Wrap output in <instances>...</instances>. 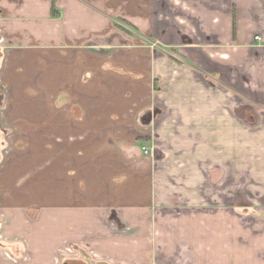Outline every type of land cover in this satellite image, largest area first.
<instances>
[{
  "label": "crops",
  "instance_id": "1",
  "mask_svg": "<svg viewBox=\"0 0 264 264\" xmlns=\"http://www.w3.org/2000/svg\"><path fill=\"white\" fill-rule=\"evenodd\" d=\"M146 2L152 10L158 7L163 11L171 12L181 7L169 3L168 0H146ZM198 2L200 4L197 6L198 9L195 6L192 7L190 1H186V4L188 3L189 8L192 9L193 17L196 16V25L202 27V33L197 30L194 33L181 31L179 27L176 26L177 29L173 25L169 27L171 23L165 22L164 25L167 27L162 28L160 33L156 31L155 36L160 39L165 38L167 41L171 40L173 43L181 41L192 43L200 34L205 37V41L214 43L218 39V43L225 45L219 49L221 57L228 63L225 71L239 75L241 80L240 86L237 87L234 84L236 90H232L235 92L240 90L248 101L247 105H240L241 113L237 108L235 115L230 112L226 105L227 93H224L223 100L217 101V92L216 96H211L205 89L201 92L200 84L195 82L191 73L192 69L184 67L185 69L179 75L170 78L168 70L163 69L160 63L150 66L153 77L150 83L145 80L143 83V79L141 80L143 77H140L138 82L130 83L132 80H138L135 78L138 76L137 73L129 74V83H125L126 79L120 77L125 81H122L118 95L115 94L117 88L112 91L100 86V77L91 76L88 68L85 69L84 65L79 66L82 75L77 77L78 89L75 92L74 88L72 90L70 88L71 79L75 75L71 74L72 63L67 60L72 53L66 48H70L73 42L88 40L90 34L105 27V24L101 23V25L97 22V29L95 26L93 28L95 30L89 32L88 11L93 9L89 8L88 2L54 0L57 15L53 16L50 11L52 0H0V80L2 81V87L0 86V162H2L0 210H3L2 214L5 217L8 215L10 226L7 227V231L10 234H18L15 239H7L14 242L7 246L14 255L9 251V253L4 252L10 260L0 257V264L43 263L41 257L40 260H36V245L41 252H45L47 248L43 240L41 243L36 241V200H47L50 238L54 232L61 231L62 227H65L67 233L94 232V226L89 225L88 222H91L94 217H106L107 209H109V218L113 220L116 233H125L120 231L118 225L123 219L134 227L140 225L148 229L145 223L149 217L148 206L153 203L157 210L156 218L161 221L160 227H157L160 231L157 240L161 241L162 250H167V253L180 246L183 251L178 259H173L172 264H264V128L252 131L248 124H243L244 122L253 124L258 114L257 110L261 105L264 106V99L257 100L258 92L261 91L264 96V0H198ZM133 9L140 11L136 6ZM202 10L208 11V14L201 15ZM166 17L164 16V19H167ZM155 18L158 16L156 15ZM128 19L132 22L131 25L134 24L133 26L142 30L143 27L147 30L148 25L154 28L156 24L153 15L147 11L137 12L128 16ZM174 30H177L175 35L170 32ZM171 33L174 38L169 37ZM255 35L259 38H254ZM45 48L52 51V61L41 68L36 81V65H31L32 61L27 59L30 58L29 53L34 52L32 57L36 58V49L41 51ZM95 54L105 74L109 70L107 69L108 61H104L100 53ZM185 56L189 60L192 59L189 53ZM119 68L111 67L110 69L117 72ZM219 72L223 71L219 70ZM222 80L225 81V78L222 77ZM156 81H159V84H156ZM155 84L161 89L159 92L161 104L157 109L155 106L148 107V101H146V99L153 100L152 85ZM89 90H95L97 96L93 95L94 102H85L84 105L82 93ZM74 92L78 95L77 97ZM222 101L228 112L218 114L217 110L221 109L219 107ZM114 103L122 107L128 106L120 113L137 112L134 116L139 123L152 127L148 133H162L163 136L177 133L172 138H168L170 148L166 154L163 153L164 157L172 154L169 156V161L164 160L162 165L157 164L163 160L152 161L154 164L148 163L151 158L148 161L145 159L146 162L143 161L140 156L141 144L136 143L135 139L133 141L132 138L136 137L126 135L127 118H123L119 113L116 120L117 136L99 133L98 128L105 129L104 121L95 124L91 119L93 122L91 131H84L85 128L82 130L83 133H78L68 124L71 120L67 114L61 116L66 121L63 124L55 119L59 115L57 109L64 106L71 108L70 113L76 111H73L75 107H80L81 112L83 107L95 106L98 112L101 107H106L107 112L104 113H107L109 117L107 119H110L114 116L113 113L111 114ZM52 105L55 109L51 108ZM36 106L51 108L47 113L53 118L49 119L48 116V121L52 129L58 132L48 133V140L42 143L44 148L41 145L38 151L36 150ZM129 106L133 108L129 109ZM151 110L153 113L150 112ZM165 110L169 114H174L159 119ZM70 113L69 115L72 116ZM179 113L180 118L176 116ZM261 113L264 115V112L261 111ZM131 115L130 113L128 118H134ZM79 119L82 120L79 117L77 121ZM143 119H147L148 122L144 123ZM205 122L208 123L205 124ZM30 123H33L34 130H28L31 127ZM107 131L112 132L110 129ZM132 132H136L135 127ZM178 135H181L183 140L177 141L180 137ZM252 138L254 141H251L252 145H250ZM176 142L177 144H173ZM10 143L12 151H10ZM180 157L185 160L184 165H181ZM44 164H47L46 168ZM178 166L189 169L187 179L179 190L174 183H171L170 177L173 175L174 167L179 169ZM208 166L210 169L213 167H222L225 170L234 168V176L245 177L248 186L253 187L252 189L260 195L259 207L246 211L244 208L239 210V207L234 205L219 206L216 193H209L205 199L204 193L202 194L198 189H201L204 183L201 181L202 169ZM37 167L48 172L46 194H36V179L37 182H41L46 178L45 171L36 176ZM161 167L164 169L161 170ZM147 168L151 169L150 172L155 169L151 176L147 175ZM142 171L146 172L145 182L148 185L145 191L149 190L143 200L140 198L139 190L134 187L137 181L134 173ZM71 175L78 177L77 183L71 181ZM248 179H251L252 183L248 182ZM87 182L99 184L102 190L92 195L84 193ZM127 182L133 186L131 194H128L124 188ZM140 182L141 185L145 184ZM69 183L73 185V188H69ZM81 194L85 196H81L82 204L77 206L76 195ZM211 200L215 201L214 204L208 203ZM107 201L109 204L106 203ZM165 205L172 206L173 212H162L160 209ZM233 214L255 217L258 222L263 221V223L252 226L250 229L247 226L233 227ZM175 218H178L177 222L172 221ZM164 219H167L166 223ZM95 231L100 232V229ZM169 233L179 235L182 233L187 236L185 239L177 238L176 245V242L168 241L172 240ZM37 234L40 232L37 231ZM21 241L29 244L32 252L29 260L23 261L20 258L25 253V245ZM106 245L109 246V250L118 251L119 254H121L120 251L128 248L124 235L119 236L117 242ZM250 245L253 248H249ZM18 246L20 250L17 251ZM77 249L81 251L79 247ZM68 250L72 251L70 248ZM249 250L260 251L258 252L260 257L250 254ZM81 254V258L84 256L87 258L84 260L89 261L85 251L82 250ZM199 254L205 257H203L204 261L200 260ZM95 263L109 264L102 260Z\"/></svg>",
  "mask_w": 264,
  "mask_h": 264
},
{
  "label": "rangeland",
  "instance_id": "2",
  "mask_svg": "<svg viewBox=\"0 0 264 264\" xmlns=\"http://www.w3.org/2000/svg\"><path fill=\"white\" fill-rule=\"evenodd\" d=\"M85 1L88 2L89 8L91 7L93 9V10L89 9L91 12L88 11L89 12L88 17L90 18L89 19L90 22L88 25V28L90 30L89 32L91 33L92 31L97 29L98 27L96 25L97 22L100 24L101 23L105 24V27L100 28V30L96 31L94 34H90L88 40L73 42L70 44L69 46L70 48H66V50L72 53L71 55H69V58L67 60L71 61V63L73 64V65L71 64L72 67L71 74L75 75L71 79V84H70L71 90L74 88L76 92L77 91L76 89H78L77 77H79L80 74L82 75L81 73L82 71L79 66L84 65L85 69L88 68L90 70V72L88 71V73L91 76L96 75L100 77L99 79L100 86L108 88L109 90L112 89V91H114L115 88H117L115 92V94H117L120 88L122 87V81H125L120 77H124L126 79L125 83H129L128 82V79H130L129 74L137 73L138 76H136L135 78H138V80L136 81L132 80L130 83H135L140 81V77H143L141 78V80L143 79V83L144 80L147 81V83H150L153 78L152 71L150 70V66L152 64L154 65V63H160L162 64L161 66L163 67V69L168 70L170 74V78L179 75L182 72V70L185 69L184 67H188L192 69L191 73H193V78L195 82H198L200 84L201 92L205 89V91L209 92L211 96L213 95L216 96L217 95L216 92H217L218 93L217 101L223 100L225 95L224 93H227L228 96L226 99L227 102L229 101L230 103L228 104L226 102V105L229 108L230 112H232L234 115L235 113H237L235 112L236 108L240 112V105H247L246 103L248 101L246 96H244L240 92V90H238V92H235L236 87L234 84H236L237 87H239L241 84L239 75H236L233 72L228 73L227 71H225L228 63L226 62L225 58L221 57V53L219 52V49L225 45L222 46L221 43H218L217 42L218 39H216L214 43L210 42L209 40L205 41V37L199 34L196 40L192 43H185L183 41L179 43H175V42L173 43L171 40L167 41L165 40V38L160 39L157 36H155L156 31L160 33L162 28L167 27V25H164L165 22L171 23V25H168L169 27L172 25L174 26L175 29L179 27L181 31H190L191 33H194V31L197 30V32L200 31V33H202L203 31L202 27L196 25V19H197L196 16L193 17V11H191L192 9L189 8L188 3L186 4V1H190L192 7L193 6L197 7L198 5H200L198 0H168L169 3H172L176 6L178 5L181 6L180 9L171 10V12L163 11L158 7L153 8V10L149 9V5L147 4L146 0H97V3H95V0H85ZM134 6L138 7L140 11L134 10L133 9ZM145 11L153 15L154 22L156 23L154 25V28L151 25H148L147 30H144L145 27H143L142 30L137 26H133L134 24L132 25L133 26L132 27L131 26L132 22L129 21L128 16L137 14V12L143 13ZM201 12H202L201 15H203L204 13L208 14V11L202 10ZM156 15L158 16V18H155ZM164 16H167L166 17L167 19H164ZM94 27L95 29H93ZM188 28H190V30H188ZM176 31L177 30L170 32H173L174 33L173 35H175ZM169 37L174 38V36H172V33ZM46 47H48V45ZM81 53L83 54L81 55ZM95 53H100L103 56L102 59L104 61L106 60L108 61L107 69L109 70L105 74L104 71L100 68ZM186 53H189L192 56L191 60L186 58L185 56ZM33 54L34 52L29 53L30 58H28L27 60L32 61L30 62L31 65H36V81H37L41 68L46 67L52 61L53 53L49 48H45V50H41V51H38V49H36V58L32 57ZM104 56L106 58H104ZM35 60L36 62H34ZM111 67L114 68L120 67V68L119 71L114 72L112 69H110ZM206 69H211V70L209 71ZM219 70L223 72H219ZM221 73H223L222 76ZM222 77L225 78V81L222 80ZM158 82L156 81V84H159ZM0 83H1L0 86L2 87L1 80ZM156 84L154 86L152 85V90L154 92L152 95L153 100L146 99V101H148V107L155 106L156 107L155 109H157V107L160 108L159 104H161V96H159V92L161 89ZM254 87H256V85H254ZM232 89L235 90L233 91ZM75 92L74 95L77 97L78 95L75 94ZM2 93L4 94V91ZM95 93H96L95 90L92 91L89 90L88 92L82 93V97H84L85 100L83 102L84 105L85 102L88 103L94 102L93 95L97 96V94ZM1 96L3 95L1 94ZM80 96L81 95H79V97ZM148 97H150V94H148ZM259 98L264 99V96L261 94V91L257 93V100ZM222 104L219 107L221 109L217 110L218 114L219 112L221 113L228 112L227 110H225V103L223 102ZM261 106L260 109L257 110L258 114H256V120L253 124L247 122L243 123L244 125L248 124L249 129H251L252 131H258L261 128H264V115L261 113V111L264 112V106L263 105ZM51 108L55 109L53 105ZM51 108L49 106H41V107L36 106V118H37L36 119V150L41 147L43 141L48 140L47 138L48 133H58L57 131L52 129V125H50L48 121V116L49 119L53 118L51 117V115H48L47 113ZM112 108L113 109L111 110V114L113 113L114 116H111L110 119H107L109 118L108 114L104 113L107 112L106 107H101L99 112L96 111L95 106L83 107L82 108L83 112L80 111V107L78 108L75 107L73 111L75 110L76 111L70 113L71 108L68 106H64L61 109L60 108L57 109L59 111V115H57L55 119L60 120L61 121L60 124H63L66 121H64V118H61V116L67 114L69 116V119L71 120V121L67 120L68 124L71 125L74 128V130H76V132L78 133H83L82 130H84L85 128L86 129L84 131L86 130L91 131V129L93 128V127L91 128L93 122L95 124L96 123L99 124L100 121L101 122L104 121L103 126H105V129L103 127L100 129L98 128L99 133H110L111 135L114 134L117 136L116 128L118 126V123L116 120L118 119L119 114H121L123 118L125 117L127 118V121L125 122L127 126L125 128L127 132L126 133L127 136L132 135L133 137H137L138 135H140V136L150 137V142L141 144V147H146L149 150L150 155L149 158L146 160L148 161L150 158L151 159L148 161V163L154 164L152 161L163 160L160 162V164H157V165H162L164 164V160L169 161V156L172 154H170L169 156L165 155L164 157L163 153L166 154V152H168L170 148L168 144V138L169 139L172 138L175 134L177 135V133H169L168 135L165 134V136H163L162 133H148V130L150 128L152 129V127L150 126L148 127V125L144 126L142 125V123H139V120L135 118L137 112L127 111L125 113H120L124 109L126 110L128 106L122 107L119 106L117 103H114L112 105ZM130 108L133 107L129 106V109ZM142 108L144 107H140L139 109ZM152 110L150 111L151 113H153ZM69 113L72 114V116H70ZM130 113L132 114L131 115L132 117L135 114L134 118L131 117L128 118V115ZM173 114L174 113L169 114L167 110H165L164 112H162V115L159 116V119H162V117L165 118L170 117ZM176 116H178L179 118L181 117L180 113L179 115ZM77 117L78 118L81 117L82 120L79 119V121H77L78 120ZM91 119L93 120V122ZM143 120L144 123L147 121V119H143ZM207 123L208 122H205V124ZM32 124L33 123H30L31 127L28 128V130H34ZM134 127L136 132H132L134 131ZM107 129H110L112 132L110 131L108 132ZM141 131H143L144 133H140ZM39 133H41V135ZM178 136L180 137H178L177 141L183 140L181 139L182 137L181 135ZM14 139L15 138L13 137L12 138L13 142ZM132 139L134 141L135 138ZM251 141H254V139L252 138L250 140V145H252ZM173 144H177V142ZM9 147H11L10 151H12L11 143ZM42 148H44L43 145ZM140 156L142 157L141 159L145 161L142 152L140 153ZM174 156L176 157V155ZM174 156L173 158L176 162V158ZM179 160L182 161L181 165L185 164L184 159L180 157ZM0 161H1V155H0ZM1 165L2 162H0V170L2 167ZM165 165L167 164L165 163ZM44 167L46 168L47 164L46 165L44 164ZM162 169L164 168L161 167V170ZM128 170L130 171V169ZM150 170L151 169L147 168L146 172L148 176H151V173L155 171V169L152 172H150ZM188 170L189 169L185 168V166H180L179 169H176V167H174L172 171L173 175L172 176L170 175L172 179L171 183H174V185H176L175 187L178 188V190L182 188V184L184 183V180L187 179L186 176L189 173ZM43 171L46 172V178L44 179V181L41 182H37L36 179V194L38 193L46 194L48 192L47 170L37 167L36 176L39 173H42ZM146 172L142 171V172L134 173L135 174L134 178L137 179L136 183L134 184L135 185L134 187L139 190V195L141 200L144 199L145 194L148 193L149 191V190L145 191L146 187L148 186L145 182ZM234 172H235L234 168L225 170L222 167H216V168L213 167L211 169L210 166L205 167L202 169L201 172L203 177L201 181H203L204 183H202L201 189L198 190H200L202 194L204 193L203 195L205 199H207L206 195H208L209 193L210 194L216 193L218 197L217 202L219 206L234 205V207L235 206L239 207V210H242L244 208L246 209V211L247 209H253L255 207L258 208L259 201H261L258 199L260 195L256 192V190L254 191L252 189L253 187L251 188L250 186H248L247 179L245 177L241 178V176L240 177L234 176ZM76 173L78 174V171H76ZM70 177H71V181L73 180L75 183L78 182V177L76 175H71ZM140 181L145 182V184L141 185ZM248 182L252 183L251 179L250 180L248 179ZM69 188L70 189L73 188V185L71 183H69ZM75 188L77 189L76 186ZM124 188H126L128 194H131L133 186L130 182L125 183ZM150 188L151 187H149V189ZM84 189H86V191H83L84 193H87L88 195L90 194L92 195V194H97L99 190H102V187L99 186V184L95 185L91 182L90 183L87 182ZM105 190H107V187H105ZM126 190H125V194H126ZM83 192L82 194H84ZM82 194L78 196L76 195L75 204L77 206H80L82 204V197L85 196ZM134 195L137 196V194ZM211 202L214 204L215 201L214 200L208 201V203ZM106 203L109 204L108 201ZM122 204L124 205V203ZM148 208H149L148 209L149 217L146 219L145 222L148 229L140 225L134 227L131 225V223L125 222L124 220L126 219H123L120 220L121 222L118 225L121 229L120 231H124L125 233L122 234L116 233V230H114L115 228L113 227V220L112 218H109L110 215V213L108 212L109 209H107L106 217H102V216L94 217V219H91V222L90 221L88 222L89 225L94 226V232L91 231V233H79V232L71 231L67 233L65 227H62L61 231L54 232L52 237L50 238L49 222H48L49 213H48L47 200L45 201L36 200V213H37L36 241H39L41 243V241L43 240V242H46L47 244V248H45L46 250L45 252H41L36 245V260L41 257V260H43V263L45 262V264L48 263L59 264V260L61 261L64 257L66 258L69 257L74 261L79 260L81 262L80 260L82 255L81 252L83 250L85 251L89 261H86L85 263L81 262L82 264H96L95 262H98L100 260L108 262L109 264H157V263L172 264L173 259H178L179 254L182 255L183 253L182 248H180L179 246L178 248L167 253H166L167 250H162L161 241L157 240V237L160 234V231L157 227H160L161 221L156 218V213H157L156 206H153V203H150ZM160 210H162V212L164 213L173 212L172 206L170 205H165L161 207ZM187 211H183V212H187ZM2 212L3 210H0V236H1L0 257H3L8 260L9 259L7 257L8 255H6V253L4 252L9 251L12 255H14L12 253L13 251L11 252L8 249L9 247H7L10 243L13 244L14 242H11L12 240L7 241V239H15L18 236V234L16 233L10 234L7 231L8 230L7 227L10 226L8 225L9 218L8 215L5 217L2 214ZM121 213H123L122 209H121ZM205 215L207 216L208 213L206 212ZM232 218L234 221L233 227L237 226V228L240 227L243 228L244 226H247L250 229L252 226H256L259 223L260 225H262L263 223V221L258 222L255 217H251V216L248 217V216H240L233 214ZM164 221L166 223L167 219H164ZM172 221L177 222L178 218L172 219ZM25 223L30 224L29 222H25ZM98 229H100V232L95 231ZM37 231H39L40 234H37ZM122 235H124L125 237V244H127L126 247L128 248L120 251L121 254H119L118 251H111L112 249L109 250L108 249L109 246L106 244L117 242L119 236ZM169 236L172 240H168V241L170 242L174 241L176 242L177 245V241H176L177 238L185 239L187 235L182 233H180V235L177 233H169ZM27 244L24 242L25 253L20 257L21 259H23V261L29 260L32 256V252L31 249L29 248V244L28 245ZM77 247H79L81 251H79ZM16 248L17 251L20 250V246ZM68 248L72 249V251H69ZM249 248H253V246L250 245ZM258 252L260 251L249 250V253L255 255L257 258L260 257V255H258ZM199 255L202 258V259L200 258V260L204 261L205 260L203 259L204 256H202L201 254ZM196 257L199 259L198 256Z\"/></svg>",
  "mask_w": 264,
  "mask_h": 264
},
{
  "label": "trees",
  "instance_id": "3",
  "mask_svg": "<svg viewBox=\"0 0 264 264\" xmlns=\"http://www.w3.org/2000/svg\"><path fill=\"white\" fill-rule=\"evenodd\" d=\"M50 11L52 13L53 16L57 15V9L55 7V4H54V0H52V4H51V7H50ZM123 21V20H121ZM125 22V21H123ZM132 26V25H131ZM133 27V26H132ZM135 141L136 143L138 144H142V143H146V142H150V137L148 136H140L138 135L136 138H135Z\"/></svg>",
  "mask_w": 264,
  "mask_h": 264
},
{
  "label": "flooded vegetation",
  "instance_id": "4",
  "mask_svg": "<svg viewBox=\"0 0 264 264\" xmlns=\"http://www.w3.org/2000/svg\"><path fill=\"white\" fill-rule=\"evenodd\" d=\"M84 259H87V258L83 256V258L80 259L81 262L85 263L86 260H84ZM60 262H61V264H82L79 260L74 261V260L70 259L69 257L68 258L64 257L61 261L59 260V264H60Z\"/></svg>",
  "mask_w": 264,
  "mask_h": 264
},
{
  "label": "built area",
  "instance_id": "5",
  "mask_svg": "<svg viewBox=\"0 0 264 264\" xmlns=\"http://www.w3.org/2000/svg\"><path fill=\"white\" fill-rule=\"evenodd\" d=\"M254 38H259V37H258V35H255ZM141 152L143 154V158H145V159L149 158L150 153H149V150L146 147H142Z\"/></svg>",
  "mask_w": 264,
  "mask_h": 264
}]
</instances>
